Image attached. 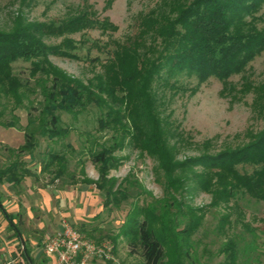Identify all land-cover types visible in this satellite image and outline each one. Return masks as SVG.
Instances as JSON below:
<instances>
[{
	"label": "rangeland",
	"instance_id": "rangeland-1",
	"mask_svg": "<svg viewBox=\"0 0 264 264\" xmlns=\"http://www.w3.org/2000/svg\"><path fill=\"white\" fill-rule=\"evenodd\" d=\"M174 5L173 0H0V30H11L15 18L57 24L83 10L93 18H107L116 30L82 28L43 38L47 44H58L64 38L73 40L75 57L51 54L49 59L69 75L86 82L97 74L107 77L111 51L139 38L138 23L150 10L166 14ZM253 17L246 15L245 19L264 27V0ZM148 37L147 33V42ZM30 68L28 60L18 59L12 63L13 73L29 85L27 94L31 103L25 99L17 107L12 101H3L5 105H1L0 167L15 157L7 147L17 148L24 143L23 129L28 112L38 116L42 108L43 97ZM170 82H174L175 87H165L161 81L154 83L161 97L162 114L167 115L171 126L178 128L189 141H210L211 152L245 145L263 126V116L257 105L254 106L256 92L253 88L264 82V49L226 82L215 76L199 79L186 71L170 76ZM255 89L261 95L264 93V87ZM56 114L67 133L50 137L37 131L33 149L19 156L25 161L29 174L19 184L3 182L0 185L2 205L8 214H15L11 223L6 212L0 211V247H3L0 264L11 260L18 264L17 257L22 255L24 242L34 264H45L48 259L42 250L44 241L55 233L63 220L96 243L110 242V257H98L88 264H143L139 251L133 250L119 234L120 227L135 205L169 204L171 213L175 212L173 198L204 212L200 226L190 236L189 254L181 258L182 264H226L221 249L229 240L236 243L237 264H264V201L241 196L237 206H232L233 202H230L231 208L224 204L212 206L208 192L189 189L188 184L177 190L171 188L167 184L168 175L147 152L127 144L117 148L111 132L98 128L100 111L95 105L77 114L63 110H57ZM14 120L15 126L6 124ZM102 149L107 150L106 156L111 162L106 176L114 178L116 186L126 195L121 198L118 194L119 202L111 201L108 206L103 205L104 192L87 181L99 177L100 163H94L92 153ZM52 153L58 154L61 160L49 162ZM196 153L197 150L186 147L177 158ZM238 168L252 170L248 165ZM66 212H74L75 216ZM228 213L230 221L220 229L221 217ZM178 220L185 221V218L178 214ZM163 261L174 264L173 254L168 252Z\"/></svg>",
	"mask_w": 264,
	"mask_h": 264
},
{
	"label": "trees",
	"instance_id": "trees-1",
	"mask_svg": "<svg viewBox=\"0 0 264 264\" xmlns=\"http://www.w3.org/2000/svg\"><path fill=\"white\" fill-rule=\"evenodd\" d=\"M261 1L173 0L175 5L169 13L150 10L138 23L139 38L111 51L107 77L97 74L86 82L69 75L49 59L51 54L75 57L73 40L64 38L58 44H47L43 38L82 28L116 30L114 24L107 18H93L87 10L57 24L15 18L11 30H0V123L4 102L12 101L16 107L25 99L31 103L28 83L13 73L14 61H30V74L36 77L43 100L38 116L30 111L27 114L24 143L17 148L7 147L15 157L0 167V183L16 185L29 174L19 156L33 149L37 131L50 137L67 133V128L60 125L57 110L77 114L93 104L100 111L98 128L111 132L117 148L127 144L154 157L168 175L171 188L177 190L188 184L189 189L208 192L212 206H237L241 196L264 201V93L261 95L255 89L264 87V82L253 88L254 106L263 116L262 128L245 145L213 152L208 149L210 141H189L171 126L168 116L161 112V97L154 87L160 81L165 87H175L170 76L181 71L199 79L215 76L224 82L240 73L264 49V27L245 19L246 15L254 18L253 12ZM140 46L142 49H138ZM6 124L15 126L16 121ZM186 147L197 153L177 158ZM106 155V149L92 153L94 163H100L99 177L87 179L104 192V206L111 201L118 203V194L121 198L126 196L116 186V180L106 176L111 165ZM56 159L61 157L50 154L49 162ZM247 165L252 167L250 172L238 168ZM171 202L176 207L173 213L169 204L135 205L120 227L119 234L133 250L139 251L143 264H164L168 252L174 256V264H182L181 258L189 254L190 236L200 226L204 212L176 198ZM0 208L6 212L1 198ZM178 214L185 221L179 222ZM229 214L222 215L220 229L228 222ZM6 216L12 220L7 212ZM22 245V254L34 264L26 243ZM221 250L226 264H237L235 241H227Z\"/></svg>",
	"mask_w": 264,
	"mask_h": 264
},
{
	"label": "built area",
	"instance_id": "built-area-1",
	"mask_svg": "<svg viewBox=\"0 0 264 264\" xmlns=\"http://www.w3.org/2000/svg\"><path fill=\"white\" fill-rule=\"evenodd\" d=\"M111 247L110 242L96 243L63 220L60 228L46 238L42 250L48 259L45 264H88L98 257L109 258ZM16 262L25 264L22 255H18ZM4 264H15V260Z\"/></svg>",
	"mask_w": 264,
	"mask_h": 264
},
{
	"label": "crops",
	"instance_id": "crops-1",
	"mask_svg": "<svg viewBox=\"0 0 264 264\" xmlns=\"http://www.w3.org/2000/svg\"><path fill=\"white\" fill-rule=\"evenodd\" d=\"M2 183H0V185H1ZM1 198V197H0ZM1 205H2V203H1ZM42 207H44L43 205H41ZM4 208H5V206H4ZM0 211H2V209L0 208ZM6 211V210H5ZM66 214H68V215H70V216H75V213L74 212H70V214H69V212H66ZM11 216V218H12V220L10 221L8 218H7V216H6V218H7V220L9 221V222H13V219H14V217H15V214L13 215V214H11L10 215ZM61 224V223H60ZM60 224H58L57 225V227H56V231L60 228ZM75 227V226H74ZM55 231V232H56ZM32 242H34V240H32ZM23 247V246H22ZM0 249L1 250H3V247H0ZM23 255V254H22ZM46 257V256H45ZM47 258V257H46ZM23 260H24V262H25V264H30V261H29V259H26L25 257H24V255H23Z\"/></svg>",
	"mask_w": 264,
	"mask_h": 264
}]
</instances>
